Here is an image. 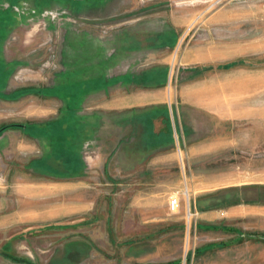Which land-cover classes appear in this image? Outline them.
<instances>
[{
	"label": "rangeland",
	"instance_id": "1",
	"mask_svg": "<svg viewBox=\"0 0 264 264\" xmlns=\"http://www.w3.org/2000/svg\"><path fill=\"white\" fill-rule=\"evenodd\" d=\"M120 33H144L150 38L157 33H178L176 48L149 52L150 61L153 55L161 63L163 58L168 61L164 91L167 97L171 95V106L179 90L181 64H185L182 58L191 51L214 65L215 72L206 81L217 94H229L231 115L245 110L247 119L214 120V132L206 136L222 138L223 148L197 156L177 139L173 151H162L171 152L176 162L157 163L163 155L151 152L149 161L131 166L126 162L132 150L115 147L116 133L106 117L95 140L88 141L83 150L89 168L83 193L87 206L92 207L84 215L89 222L75 229L70 224L67 230L63 227L73 222L71 217L0 229V264H71L78 255L62 256L73 243L86 248L78 264H115L129 241L157 262L223 264L208 261L202 254L207 245L221 243L223 233L200 229L194 207L213 205L220 210L228 202L246 201L264 206V118H254L264 111V0H0V97L41 94L18 103L23 111L38 110V116L22 118V124H44L41 107L53 103L60 109L61 103L40 97L61 96L62 73L68 65L77 63L78 56L93 65L94 51L102 49L107 56L104 52ZM227 80L228 91L221 88ZM60 116L61 112L55 116L59 122ZM14 122L13 117L0 118V130ZM11 156L6 159L15 160ZM5 168L0 165L1 170ZM9 184L0 181V221H12L14 210L24 211L30 204L24 196H6L4 187ZM211 189L220 191L207 194ZM42 197L33 205L39 212L66 200L60 191ZM175 197L180 200L178 212L170 208ZM239 228L247 232L251 226L246 223ZM257 230L264 233V225ZM261 248L264 258V244Z\"/></svg>",
	"mask_w": 264,
	"mask_h": 264
},
{
	"label": "crops",
	"instance_id": "2",
	"mask_svg": "<svg viewBox=\"0 0 264 264\" xmlns=\"http://www.w3.org/2000/svg\"><path fill=\"white\" fill-rule=\"evenodd\" d=\"M170 38L173 40L167 41ZM179 43L178 33H157L152 38L144 33H120L115 43H110L109 50L104 52L107 56L102 53V49L97 53L94 51L93 65L82 61L78 56L77 63L68 65L62 73L61 96L50 93L51 96L40 97L45 98L46 102L56 99L61 103L60 109H55L53 103L41 107L39 116L45 117L42 125L22 124V118L38 116V110L30 109L26 112L20 104L23 99L39 98L41 94L17 96L18 93H6L0 97V118L5 120L13 117L15 124L11 125L17 126L0 134V158L4 159L0 165L6 166L5 169H0L3 172L0 173V181L12 183L11 186L14 187L10 184L4 187L7 189H4L6 196L13 199L24 196L30 201L28 209L14 210L12 221L9 218L0 221V229L59 218L66 221L65 219L71 217L73 222L68 221V225L63 228L68 230L72 224L75 229L89 222L85 221L84 216L92 211V207L87 206L83 196L86 170L89 169L83 150L88 141L95 140V135L100 132L106 117L109 118L111 130L116 133L113 138L115 147L132 150L128 155L131 158L127 156L126 165H140L149 161L147 159L151 152L163 155L157 163L176 162V157L171 152L165 154L162 151H173L177 139L182 142L183 148L190 149L197 156L224 147L222 138L215 140L214 137L206 136L208 133L213 134L214 120L221 123L246 120V112L244 110L231 115L229 94H217L214 92L215 87L206 81L208 75L214 74V65L203 62L201 55H195L191 51L182 58L181 62L185 64H181L183 67H180L179 90L175 103L171 106V95L167 97L164 91L168 61L163 58L161 63L155 55L150 61L149 52L170 50ZM192 62L195 66L189 67ZM224 86L228 91V80L221 82L222 89ZM215 102H220V105L215 107ZM215 108L220 111H215ZM60 112L59 122L55 116ZM254 118L263 119L264 111H259ZM58 124L62 127L61 135L57 137L54 128ZM6 126L9 125L3 127ZM198 134L201 136L194 138ZM11 138L13 139L9 140ZM187 141L189 145L186 144ZM137 155L139 158L134 159ZM10 156L18 162L8 161L6 158ZM69 156L77 158L83 166L77 173H70L65 169L69 164ZM23 165L24 169L21 168ZM12 166L17 169H11ZM8 169L13 173L8 172ZM23 170L25 174H22ZM22 183L25 188L21 190ZM222 188L221 190H225ZM215 190L211 189L207 194L213 195L220 191ZM55 191L64 192L65 202L49 211L39 212L37 206L33 207L38 201H42L44 194ZM226 204L220 210L214 209L213 205H202L199 209L194 207L195 221H199L200 229L223 233L222 242L207 245L202 254L208 261L220 260L223 264H262L264 258L261 246L264 244V233L257 229L264 225V206L250 201ZM19 205L21 206L20 201ZM160 221L165 220H157ZM219 222L220 225L217 224ZM246 223L251 228L243 232L239 225L246 226ZM79 244L67 245L62 259L78 255L77 260L71 264L82 262L86 248ZM127 245L125 254L117 256L115 264H180L179 261L150 260L148 251L137 249L133 241L127 242Z\"/></svg>",
	"mask_w": 264,
	"mask_h": 264
},
{
	"label": "trees",
	"instance_id": "3",
	"mask_svg": "<svg viewBox=\"0 0 264 264\" xmlns=\"http://www.w3.org/2000/svg\"><path fill=\"white\" fill-rule=\"evenodd\" d=\"M56 126L57 127L54 128V131H55V133H56V135L58 137V136L61 135V127H62V125L58 124ZM15 127H17V126L16 125H9V126L3 127L0 130V134L2 132H4L5 130L9 129V128H15ZM58 157H59V160H60V158H61L60 152H59V156ZM69 157H70L69 164L65 166V169H68V171L70 173H77L79 170H81L83 168V166L81 165L80 161L77 160V158H75L73 156H69Z\"/></svg>",
	"mask_w": 264,
	"mask_h": 264
},
{
	"label": "built area",
	"instance_id": "4",
	"mask_svg": "<svg viewBox=\"0 0 264 264\" xmlns=\"http://www.w3.org/2000/svg\"><path fill=\"white\" fill-rule=\"evenodd\" d=\"M170 208L172 212H178L180 209V200L178 198H172L170 201ZM191 215V213H189Z\"/></svg>",
	"mask_w": 264,
	"mask_h": 264
},
{
	"label": "bare ground",
	"instance_id": "5",
	"mask_svg": "<svg viewBox=\"0 0 264 264\" xmlns=\"http://www.w3.org/2000/svg\"><path fill=\"white\" fill-rule=\"evenodd\" d=\"M186 196H189V192L188 191H186Z\"/></svg>",
	"mask_w": 264,
	"mask_h": 264
}]
</instances>
